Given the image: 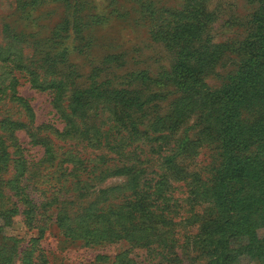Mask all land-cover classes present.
Returning <instances> with one entry per match:
<instances>
[{
  "label": "rangeland",
  "instance_id": "rangeland-1",
  "mask_svg": "<svg viewBox=\"0 0 264 264\" xmlns=\"http://www.w3.org/2000/svg\"><path fill=\"white\" fill-rule=\"evenodd\" d=\"M258 9L259 0H0V49L9 46L21 59L3 86L15 78L16 96L33 115L27 121L20 106L0 95V139L10 158L23 155L22 183L27 180L33 201L27 225V207L2 188L14 171L8 163L10 171L0 173V193L17 209L10 220L0 219V245L15 250L10 264L205 263L198 246L207 236L203 226L217 222L206 194L216 152L200 135L211 131V121L202 117L250 52L246 42ZM177 13L191 25L176 24ZM7 65L0 62V76ZM32 68L61 80V103L49 85L41 90L30 84ZM239 91V127L249 132L264 122V89L250 85ZM7 120L27 127L10 136L3 130ZM68 130L72 138L64 135ZM185 138L188 146L177 151ZM35 140H46L55 157L48 158ZM68 152L89 168L111 170L82 175L77 186L75 179L59 176L60 169L71 168L61 164ZM174 154L173 165L164 166ZM256 162L263 164L264 155ZM134 164L146 170L140 188L150 182L152 198L131 188L127 172L119 171ZM234 179L240 198L257 189L250 179ZM58 197L59 207L47 203ZM142 199L155 214L139 244L120 230L145 222L140 215L126 216ZM101 207L98 216L82 222L88 210ZM255 235L264 242L263 227ZM148 241L153 243L146 247ZM247 243L241 236L233 246ZM236 264H264V257L243 255Z\"/></svg>",
  "mask_w": 264,
  "mask_h": 264
},
{
  "label": "trees",
  "instance_id": "trees-1",
  "mask_svg": "<svg viewBox=\"0 0 264 264\" xmlns=\"http://www.w3.org/2000/svg\"><path fill=\"white\" fill-rule=\"evenodd\" d=\"M174 17L177 18L176 24H190L188 20L183 19V13L174 14ZM246 47L250 52L239 64L235 76L221 88L216 95L214 103L202 117L204 122L211 121L208 125L211 131L209 133L207 131H201L200 135L206 141L213 144L216 152L215 168L213 169L211 183L206 190V194L212 198L216 210L215 219L217 221L213 223L212 228H208L206 225L202 228L207 236L203 240L201 247L199 244L198 248L201 249L200 253L205 258L204 264H236L239 257L243 255L258 260L264 257V242H260L255 238V230L258 227L264 228V162L263 164L262 162H256L259 157L264 155V122L256 125L249 132L245 131L244 128H240V113L237 102V93L240 92V89L243 90L250 85L253 90H257L258 88L264 89V74L261 72V64L264 59V0H259L256 28L253 36L246 42ZM10 49L11 47L9 46L0 49V62L3 65L6 63L10 64L3 66L2 69L0 76V95L4 99L14 101L21 107L23 116L26 117L27 121H32L33 115L31 108L25 100L16 96L14 88L17 82L16 79L11 78V82L3 86L5 79L11 76V70L17 68L18 62H21V59H18V62L15 60ZM28 71L29 81L32 86L42 90L46 89L43 87L49 85L47 88L57 93L56 102H62V96L66 93V88L61 84V80H57L52 75L48 79L46 77L43 78L33 68ZM186 91H189L188 88ZM257 113H261L260 109ZM26 127V123L24 122L7 120L3 130L11 136L14 131L24 130ZM70 127L69 125L68 129H71ZM64 135L69 138L74 136L71 130L66 131ZM189 141V139L185 138L180 145L182 147L175 148L177 151L180 148H186L188 146L187 142ZM34 144L43 146L46 154H48V158L53 159L55 157L51 146L46 140L39 142L35 140ZM175 155L167 156L163 165H173ZM22 156L20 154L17 157L16 153H14L10 158L8 153H6L5 140L0 139V173L6 174L10 171L7 168V164L10 162L13 163L14 170L12 176L5 181V186L2 188L4 190L8 188L9 191L14 192V197H18L24 206L27 207L24 215L27 217L28 225L31 223L33 217V211H30V209H33V201L29 196L31 192H28L25 184L27 180L22 183L24 180L23 175L27 171L26 162L22 159ZM62 156L61 164H68L71 168L68 169L65 167L62 170L60 169L62 174L59 176L64 177V179H75L77 186H80L82 183V175L93 176L96 170L99 171L98 175H102L106 173L105 171L111 170L110 168L103 169L102 165H98L96 169L89 168L87 165H84L82 159L75 153L68 152ZM134 165L130 167L123 165L119 168V171L127 172L126 175L129 177H127V184L131 188L148 195V198H152L154 193L151 190L152 185L150 182H144L142 188H140V180L142 176L147 175L146 170L140 169L137 164ZM67 169L69 170L68 172H66ZM259 175L260 180L255 182V178ZM234 178L241 180L250 179L253 181V185L257 186V189L253 190L251 196L249 194L245 199L240 198L238 196V190L234 189V186H236ZM132 196L139 197V194L135 193ZM6 199H3V195L0 193V200H2L0 201V219L8 221L16 213L14 211L17 208L16 204H12L9 207L7 202H4ZM47 203H53L59 207V197L51 198ZM147 205H149L148 202L142 199L140 202L134 203L133 206L135 207L130 208L126 212V216L130 219H136L140 215V220L145 221L141 223L133 222V224L131 223L128 227L120 230L126 237L134 239V243L143 244L146 233L153 225L151 218L155 214V210L147 208ZM143 207L144 209H141ZM101 210L102 207L92 212L88 210V213L81 217L82 222L85 223L91 217L98 216ZM120 210L121 208L118 212ZM241 236H247L248 243L244 246L234 247L233 242L237 237ZM152 243V241H148L146 247ZM6 246V244L0 245V264H10L15 254V250L9 251L6 249ZM162 256H166L167 258L168 254L165 252ZM173 261L171 263L176 264ZM177 264H179L178 260Z\"/></svg>",
  "mask_w": 264,
  "mask_h": 264
}]
</instances>
